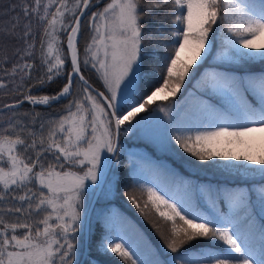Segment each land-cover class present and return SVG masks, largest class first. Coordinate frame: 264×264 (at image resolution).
<instances>
[{
	"label": "snow or ice",
	"instance_id": "snow-or-ice-1",
	"mask_svg": "<svg viewBox=\"0 0 264 264\" xmlns=\"http://www.w3.org/2000/svg\"><path fill=\"white\" fill-rule=\"evenodd\" d=\"M101 2L0 0V264H76L87 191L105 182L122 135L150 139L153 122L189 164L212 161L239 182L181 181L174 193L137 181L124 196L162 239L158 255H174H146L147 243L125 235L102 238L98 251L121 264H264V154L251 151L264 134V68L250 70L264 64V0H109L92 11ZM148 51L157 64L145 65ZM209 59L195 85L200 118L181 117L174 100L157 103L191 85ZM53 82L54 95L33 94ZM62 100L56 117L35 110ZM231 160L241 163H218ZM197 239L210 251L181 252Z\"/></svg>",
	"mask_w": 264,
	"mask_h": 264
},
{
	"label": "trees",
	"instance_id": "trees-1",
	"mask_svg": "<svg viewBox=\"0 0 264 264\" xmlns=\"http://www.w3.org/2000/svg\"><path fill=\"white\" fill-rule=\"evenodd\" d=\"M7 2V0H5ZM71 2V0H70ZM109 2V0H102L100 3V7L104 6L105 3ZM145 24V21H143ZM150 25V26H149ZM148 27H153V24L149 21ZM82 31H83V23H82ZM87 34V33H85ZM62 40L66 38L61 36ZM159 37H156V40H159ZM79 46L82 49L84 46V41L81 40L79 42ZM151 47V46H149ZM220 50V41L217 39L216 41V48L215 51ZM158 53L148 51L145 52V65L149 64H157L158 61L154 60L153 57L157 56ZM213 66V60L209 59L207 64L203 68L200 69V73L197 74L196 79L192 80L191 85H187V87H182L180 92L177 94V99H182L185 97L186 93L193 92V103L196 104V99H199V94L196 93L195 85L196 80L200 78V75L203 74L205 69H210ZM196 68V65L193 66ZM262 68H264V64L261 62L256 61L252 62L251 71L252 72H259ZM85 76L93 82L96 86L100 89V83L96 80V73L95 70H85ZM158 77H152V80H157ZM60 84L58 82H53L45 87L42 91L37 92L33 89V94L35 95H54L59 90ZM145 86H142V91L144 90ZM68 100H62L60 102L54 103L50 107L37 105L36 111L42 113H51L54 117L58 116L59 114L63 113L64 106L68 104ZM198 103V102H197ZM24 108H31L27 102H25ZM4 117L0 116V120H3ZM143 144V143H142ZM147 148L150 147L149 144H143ZM174 148L177 150L175 144ZM130 145L126 138L123 136L121 137V146L120 152L121 155L117 157L115 161L114 168L117 174L116 179V188L113 193V197L109 198L106 202L105 207L101 210L91 223V231L89 235V256L86 259L84 264H121V261L118 257L114 255L104 254L102 251H98V246L102 238L110 235V232L115 229V227L123 225V231L126 232L129 236L132 235L138 239V244H140L141 248H144V244L147 243L149 245L148 249H144L146 255L150 253L157 254L161 251V246L163 245L162 239L156 234L155 230L152 226L140 215L139 211L135 208L134 205L131 204L129 200L124 196L125 190L129 189L130 186H136L137 181L140 183H144L145 177L150 174V172H154L157 174H161L164 180L161 181V184H170L171 181L184 176L185 174L187 177H190L191 181L194 183L207 185L211 184L213 186L217 184H224L219 180L216 176L209 175L210 169H208L206 162H199L196 161L197 165H202L200 167L193 166L187 162L188 154L183 153V150H177V160L175 161V166L171 169H163L158 168L155 164L149 166L147 168V164H144L139 158V156L135 153L130 152ZM182 154V155H181ZM195 159V158H191ZM146 165V166H145ZM139 168H142L146 173L139 174ZM112 169V170H113ZM147 169V170H145ZM260 181V180H259ZM202 207L207 210V205L204 203L203 200H200ZM99 203V199L97 204ZM120 223V224H119ZM210 242L205 239H197L192 241L190 244L186 245L185 248L181 249L182 253H185L188 256L196 257L199 256L201 253H207L210 251L209 248ZM174 255L172 253H167L166 256H159L158 258L161 260H165L166 258Z\"/></svg>",
	"mask_w": 264,
	"mask_h": 264
},
{
	"label": "rangeland",
	"instance_id": "rangeland-1",
	"mask_svg": "<svg viewBox=\"0 0 264 264\" xmlns=\"http://www.w3.org/2000/svg\"><path fill=\"white\" fill-rule=\"evenodd\" d=\"M99 4H96L95 7L92 8V11H98L100 10L102 7L99 6ZM257 42H264V37H261L257 40ZM219 51L213 52L212 55L213 57L218 53ZM212 60V59H211ZM199 63V62H198ZM90 68V66H89ZM194 93L191 91L188 93H186L185 97L182 99H177L176 97H169V100L167 101H158L157 103H163V104H170L171 101H176V107L177 109H180L181 106H183L184 111H182L180 113L181 117H183L186 113H195V115H189V119L191 120H195L197 118H200V114L198 112L195 111V105L197 104L199 99H196V104L193 103V95ZM152 107H155V105H152ZM150 115L149 112H143L140 114V116L143 117H148ZM162 115V114H161ZM137 119H139V117H137ZM166 123V121H165ZM151 131H152V136L150 139H146L143 135L137 134V135H133L132 133H129L127 136H123L124 138H126V140L128 141L131 149L130 152L135 153L136 156L138 155L140 160L142 162H144V164H147V168L149 169V166L152 164H155L158 168H163V169H168V168H172L175 166V161L177 160V150L174 148V142H171L169 139V135L168 132L169 130L165 128L164 123H160V122H153L151 125ZM256 136V141L252 147V154L253 155H260V154H264V138H262V136H264V134H260L257 133L255 134ZM149 144L150 147H146L143 144ZM218 160V158H217ZM207 163V167L208 169H210V171L208 172L209 175L211 176H216L219 180H221V182H225V183H238L239 181L234 180V173H229L228 170L223 169L221 167H219L218 165H213L212 161H208ZM219 165H223L226 163H232V164H239L241 163L240 161H236V160H231V161H218ZM247 163V162H244ZM146 166V165H145ZM252 167H256V165H251ZM147 170V169H145ZM139 174H143L146 173L144 170H142V168H139V171L137 172ZM110 175L108 176L103 190L100 193V197H99V203L96 204L95 209L92 213V218L94 219V216H96L101 210H103V208L106 205V202L108 201L109 198L113 197V193L115 191L116 188V179H117V174L115 172V169H113L110 173ZM184 176L179 177L173 181H171L170 184H161V181L164 180L162 178V175L154 173V172H150V174H148L144 181H148V182H155V183H159L161 186L166 187L167 189H169L172 192H176V188L177 185L181 182V181H186V182H191L194 186H200L202 184L198 183H194L193 181H191L190 177H187L185 174H183ZM250 179H253L255 181H259L261 178L260 176L257 174L254 177H251ZM95 189L97 187L93 186ZM93 190L92 188H90L87 191L86 197H85V211L82 214V218H83V222L85 223V215L88 209V205L89 202L92 198V194H93ZM182 195V193H181ZM200 200L197 198L196 203H198L201 206V210L206 211L203 207L202 204L200 202ZM120 224V223H119ZM124 226L120 225L115 227V229L113 231L110 232V235H125L127 238H131L132 240L136 241V243H138V239L132 235H128L126 232L123 231ZM85 230V228H84ZM256 239H258V237L253 238V243H255ZM77 248H78V254L76 257V264H79L81 261V257L84 253V233L82 234L79 242L77 243ZM84 264V263H83Z\"/></svg>",
	"mask_w": 264,
	"mask_h": 264
},
{
	"label": "water",
	"instance_id": "water-1",
	"mask_svg": "<svg viewBox=\"0 0 264 264\" xmlns=\"http://www.w3.org/2000/svg\"><path fill=\"white\" fill-rule=\"evenodd\" d=\"M87 11V10H85ZM83 22V21H82ZM91 82V81H90ZM93 83V82H92ZM94 84V83H93ZM95 87H97L95 84H94ZM99 88V87H97ZM102 90V89H100ZM116 159V158H115ZM115 159L113 160V162L115 161ZM111 165L108 166V168L105 170V181L108 177V173L110 172L112 166H113V163ZM105 183V182H104ZM104 183L100 186V187H97L96 190L94 191L93 195H92V198L90 200V203L88 205V210H87V213L85 215L86 219H85V223H84V228H85V231H84V239H85V243H84V253L82 255V258H81V261L79 264H82L84 261H85V258L87 257L88 253H89V249H88V242H89V234H90V224H91V214L95 208V204L99 198V194L100 192L102 191L103 187H104Z\"/></svg>",
	"mask_w": 264,
	"mask_h": 264
},
{
	"label": "bare ground",
	"instance_id": "bare-ground-1",
	"mask_svg": "<svg viewBox=\"0 0 264 264\" xmlns=\"http://www.w3.org/2000/svg\"><path fill=\"white\" fill-rule=\"evenodd\" d=\"M86 12H87V11H86ZM148 24H149V21H145V27H146V28H149V27H148ZM149 26H150V25H149Z\"/></svg>",
	"mask_w": 264,
	"mask_h": 264
}]
</instances>
